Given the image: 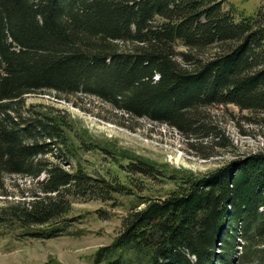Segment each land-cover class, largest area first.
Here are the masks:
<instances>
[{
    "label": "trees",
    "instance_id": "obj_1",
    "mask_svg": "<svg viewBox=\"0 0 264 264\" xmlns=\"http://www.w3.org/2000/svg\"><path fill=\"white\" fill-rule=\"evenodd\" d=\"M263 10L245 14L225 0H0V178L37 179L1 208L0 221L49 239L70 225L75 200L129 193L62 167L70 159L60 152L63 124L24 113L27 94L95 96L127 118L222 144L207 106L264 112ZM126 165L131 174H159L146 160ZM174 180L165 197L125 215L92 264H231L239 241V259L264 264V152Z\"/></svg>",
    "mask_w": 264,
    "mask_h": 264
},
{
    "label": "rangeland",
    "instance_id": "obj_2",
    "mask_svg": "<svg viewBox=\"0 0 264 264\" xmlns=\"http://www.w3.org/2000/svg\"><path fill=\"white\" fill-rule=\"evenodd\" d=\"M230 2L245 14L254 13L259 6L264 9V0H225V5ZM23 106L26 114L42 112L63 124L65 142L60 152L68 151L70 159L60 162L62 167H81L94 176L114 180L129 193L114 194L107 201L75 200L67 215L70 225L62 235L49 239L26 237L16 225L0 221V264H92L98 249L117 237L125 215L144 207L145 199L165 197L178 182L174 178L204 176L248 154L264 152V112L233 104H213L203 110L206 120L219 129L223 145L213 141L219 136H190L148 117L127 118L91 95L64 98L41 91L27 94ZM138 159L157 166L158 176L129 173L125 165ZM36 180L2 176L0 212L4 205L21 199V191H33ZM239 245L231 264H257L238 258Z\"/></svg>",
    "mask_w": 264,
    "mask_h": 264
}]
</instances>
